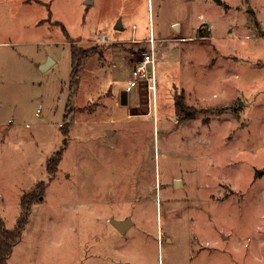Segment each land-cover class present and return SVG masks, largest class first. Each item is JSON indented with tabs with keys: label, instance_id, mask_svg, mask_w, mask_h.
I'll return each mask as SVG.
<instances>
[{
	"label": "rangeland",
	"instance_id": "obj_1",
	"mask_svg": "<svg viewBox=\"0 0 264 264\" xmlns=\"http://www.w3.org/2000/svg\"><path fill=\"white\" fill-rule=\"evenodd\" d=\"M39 182L8 264H264V0H0L8 228Z\"/></svg>",
	"mask_w": 264,
	"mask_h": 264
},
{
	"label": "trees",
	"instance_id": "obj_2",
	"mask_svg": "<svg viewBox=\"0 0 264 264\" xmlns=\"http://www.w3.org/2000/svg\"><path fill=\"white\" fill-rule=\"evenodd\" d=\"M72 47H73V52H72L73 70L71 77H72V84L74 87L75 84L76 85L78 84L77 74L78 72H80V69L84 67L85 64L84 60L86 59V57H84L82 54L84 49L76 46V44L72 45ZM182 106L183 104L180 106V108ZM64 123L65 125L67 124L66 120ZM60 155L61 154H59L56 159L60 160ZM53 159L49 160V167H48L52 172L56 170L55 164L54 163L52 164ZM45 190H46V184L44 182H39L37 189L31 191L30 193L24 194L22 210L20 213L21 215L18 218V221L13 228H8L6 226L5 220L2 217H0V264H8L9 262L8 259L11 256L15 244H17L23 236L25 226L30 218L29 213L32 209V206L34 203L42 200Z\"/></svg>",
	"mask_w": 264,
	"mask_h": 264
},
{
	"label": "built area",
	"instance_id": "obj_3",
	"mask_svg": "<svg viewBox=\"0 0 264 264\" xmlns=\"http://www.w3.org/2000/svg\"><path fill=\"white\" fill-rule=\"evenodd\" d=\"M134 74L137 79H147L149 82L153 81L156 83V59H155V48L151 51L144 52L143 58L140 59L138 67ZM155 85V84H154ZM150 89H154L155 86L149 84Z\"/></svg>",
	"mask_w": 264,
	"mask_h": 264
},
{
	"label": "water",
	"instance_id": "obj_4",
	"mask_svg": "<svg viewBox=\"0 0 264 264\" xmlns=\"http://www.w3.org/2000/svg\"><path fill=\"white\" fill-rule=\"evenodd\" d=\"M89 4L93 2V0H86ZM175 27L178 28V23L175 24ZM117 29H122V19H119L116 25ZM52 57L46 62L42 64V69L47 70L50 68L52 65ZM128 101V90L123 91L122 95V103L126 104ZM176 183L179 185L180 184V179L176 181ZM132 219L127 218V219H117V218H112L111 223L113 226H116L122 233H125L127 229L130 227L129 225L131 224Z\"/></svg>",
	"mask_w": 264,
	"mask_h": 264
}]
</instances>
